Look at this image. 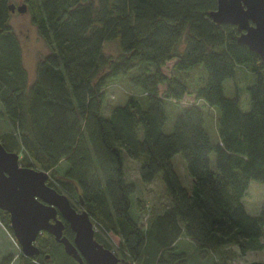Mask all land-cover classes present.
Instances as JSON below:
<instances>
[{
  "label": "trees",
  "instance_id": "obj_1",
  "mask_svg": "<svg viewBox=\"0 0 264 264\" xmlns=\"http://www.w3.org/2000/svg\"><path fill=\"white\" fill-rule=\"evenodd\" d=\"M24 1L48 53L37 60L30 81L9 4L0 0V113L12 125L0 138L5 149L22 151L23 162H33L26 165L51 177L60 173L62 188L89 214L95 239L116 250L123 264H186L188 253L177 246L182 237L208 251L212 264L262 251L264 202L250 214L243 196L252 180L264 184V61L238 42L235 25L212 20L217 1ZM110 41L117 43L116 57L104 52ZM142 62L154 70L140 68L129 82L141 89L144 103L129 95L103 114L108 81ZM236 64L254 75L247 86L249 110L224 94ZM195 68L201 73L196 81ZM165 99L181 108L170 133L163 131ZM200 100L218 109L220 142L206 130ZM176 154L185 162L190 189L174 168ZM127 158L137 162L144 184L159 179L169 199L145 228L130 213L137 187L127 178ZM0 223L12 234L2 209ZM64 234L73 239L67 222ZM113 235L119 237L115 249ZM36 240L40 253H20L19 264H67L63 256L78 264L49 233Z\"/></svg>",
  "mask_w": 264,
  "mask_h": 264
},
{
  "label": "rangeland",
  "instance_id": "obj_2",
  "mask_svg": "<svg viewBox=\"0 0 264 264\" xmlns=\"http://www.w3.org/2000/svg\"><path fill=\"white\" fill-rule=\"evenodd\" d=\"M22 1L24 0H7V3L9 5L12 3L20 4V2ZM9 24L12 30L18 36L22 48L23 65L27 70L30 81H32L35 75L36 62L40 57L48 53V48L46 47L43 38H41V36L38 34L36 27L31 23V14L28 10L25 13H19L16 10L14 12H11ZM104 52L106 55L116 57L119 52L117 43L115 41H110L105 43ZM195 66L202 68V71L205 74V69L202 65L198 64ZM195 66H193L192 68H194ZM140 68H144V69L148 68V70L150 71L154 70V66L152 64L147 62H142L136 65L127 74H122L108 81L107 98L106 101L104 102L103 114H108L109 110H111L113 106L124 104L129 95H135L136 97H138L140 102L144 103L145 98L139 95L141 89L129 82V77L132 76L133 74L138 73ZM181 72H185V71H181ZM192 76H193L192 77L193 80L196 81V79L200 78L201 73L195 68L192 71ZM253 81H254V75L249 69V67L246 64H236L235 75L232 78L226 79L224 82V94L229 97L237 96L241 109L249 110L251 105H250L249 93L247 91V86L253 83ZM164 103L167 111V120L163 126V131L165 133H170L173 129L174 119L179 114L181 108H179L178 106L176 107L175 105L170 106L171 101L168 99H165ZM199 105L204 113L206 130L210 134L211 138L215 140L217 137L215 125H216V117L219 114L218 109L215 107H209L202 100L199 101ZM10 130H12L11 123L8 121V119L5 116H3L0 113V138L3 132ZM15 152L18 153L19 155L18 160L20 165L29 166L26 164L33 163L32 160H28L29 162L28 161L23 162L22 151H15ZM214 158L215 155L214 153H212L213 162H214ZM173 162H174V168L182 184L187 189H190L191 178L186 170L185 162L182 156L180 154H176L173 158ZM29 167H33L37 170H41L37 166H29ZM126 172L129 182L134 183L137 187V193L134 194L135 196L133 195L131 197L132 204L130 208V213L132 216L133 213H135V217L139 218L142 227L145 228L148 225L151 217L155 213L160 212L166 205L169 204L168 196L165 193V189L159 179L154 180L150 184H144L140 180L138 176V164L136 161H132L131 159L127 158ZM60 177H61L60 173L52 177L49 174L47 180L48 179L52 180L53 182L52 187L60 190L61 193L65 194L69 198L72 205H74L79 210L82 209L80 208V206L76 204V200H77L76 196L73 194L66 193L65 190L62 188L60 182H58V179H60ZM243 197L245 201H250L251 204L253 205L252 208L251 207L248 208V211L254 214H258L259 212L257 213L256 208L258 207L260 210L264 202V184L260 181L252 180L250 182L249 188L247 189ZM138 200L141 201V205L143 208L138 204ZM134 207H135V212H134ZM44 232L46 231H43L42 234ZM111 241L109 242L112 243L111 245L115 249L116 244H118L119 242V237L113 235ZM35 244L38 246L37 240L35 241ZM50 246L51 244L49 243L47 244L46 248H50ZM177 246L180 250L182 249L188 253V259L186 261V264H212V255L208 251H204V252L197 251L192 241L182 237L179 238ZM112 251H116V250H112ZM20 253H22L21 248L18 242L16 241L15 237L13 236V233L11 234L0 223V262L4 258L11 257L10 264H19ZM63 259L64 261H66L67 264H74L70 260V258H67L66 256H63ZM256 261H260L264 263V249L259 252H248L244 256L236 255L235 257L230 259V264H253Z\"/></svg>",
  "mask_w": 264,
  "mask_h": 264
},
{
  "label": "water",
  "instance_id": "obj_3",
  "mask_svg": "<svg viewBox=\"0 0 264 264\" xmlns=\"http://www.w3.org/2000/svg\"><path fill=\"white\" fill-rule=\"evenodd\" d=\"M216 1V8L209 12L212 20L235 25L240 32L238 42L264 61V0ZM8 6L11 12L27 11L24 2ZM18 157V153L6 150L0 142V209L9 213L10 228L22 254H39L35 241L46 231L78 264L123 263L114 251L95 239L87 211L76 209L65 194L48 185V172L22 166ZM65 222L74 233L72 240L64 234Z\"/></svg>",
  "mask_w": 264,
  "mask_h": 264
},
{
  "label": "crops",
  "instance_id": "obj_4",
  "mask_svg": "<svg viewBox=\"0 0 264 264\" xmlns=\"http://www.w3.org/2000/svg\"><path fill=\"white\" fill-rule=\"evenodd\" d=\"M216 134H217V133H216ZM215 142H220L219 139H218V134H217V137H216V139H215ZM249 186H250V185H249ZM248 188H249V187H248ZM243 203H244V205H245V208H246L247 212L250 213V214H254V213L248 211V208H249V207H251V208L253 207V205L251 204V202H250V201H245V200H244V197H243ZM256 211H257V213L260 212V210H259L258 207L256 208Z\"/></svg>",
  "mask_w": 264,
  "mask_h": 264
},
{
  "label": "flooded vegetation",
  "instance_id": "obj_5",
  "mask_svg": "<svg viewBox=\"0 0 264 264\" xmlns=\"http://www.w3.org/2000/svg\"><path fill=\"white\" fill-rule=\"evenodd\" d=\"M24 1L20 2V4H22ZM15 4V3H14ZM15 5H19V4H15Z\"/></svg>",
  "mask_w": 264,
  "mask_h": 264
}]
</instances>
